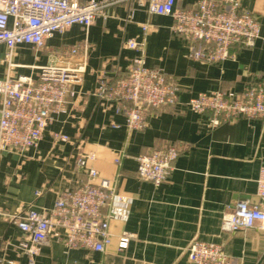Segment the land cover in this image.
<instances>
[{
	"label": "crops",
	"instance_id": "crops-1",
	"mask_svg": "<svg viewBox=\"0 0 264 264\" xmlns=\"http://www.w3.org/2000/svg\"><path fill=\"white\" fill-rule=\"evenodd\" d=\"M86 1V0H80ZM195 0H181L190 6ZM259 22L252 46L234 45L219 62L192 59L187 42L170 29L172 17L148 13L135 4H114L106 18L96 17L84 27L74 23L62 33L51 32L41 50L21 45L14 63H46L53 50L87 39L89 47L81 82L68 100L67 111L55 115L36 147L0 154V264H29L19 248L22 231L9 215L26 207H50L67 187L87 179L77 157L94 152L90 165L113 180L127 196L115 201L110 220L112 241L102 251L66 248L49 237L39 244L35 264H191L186 247L192 239L220 243L235 264H264V228L231 233L220 230L221 216L244 199L257 204L256 177L264 165V118L237 117L208 127V114L195 113L185 103L201 91H241L264 84V0H242ZM149 24L145 60L173 79L178 100L172 109H152L147 125L129 130L123 114L93 91L99 73H125L135 51L128 38H141V23ZM6 47L0 44V80L6 75ZM11 74H31L24 67ZM67 134V141L54 134ZM173 144L178 156L169 176L159 185L137 176V155L156 146ZM120 155V163L114 158ZM40 194H36V191ZM133 233L128 246L118 249L117 237Z\"/></svg>",
	"mask_w": 264,
	"mask_h": 264
},
{
	"label": "built area",
	"instance_id": "built-area-1",
	"mask_svg": "<svg viewBox=\"0 0 264 264\" xmlns=\"http://www.w3.org/2000/svg\"><path fill=\"white\" fill-rule=\"evenodd\" d=\"M181 0H0V44L6 47L3 61L6 75L0 80V154L23 152L36 147L46 126L55 115L67 111L68 100L81 82L88 51L87 39L53 50L46 63H14L17 47L26 45L41 50L51 32L62 33L74 23L89 26L96 17L106 18L114 4H135L148 13L172 17L170 29L187 42L192 59L219 62L230 55L234 45L252 46L260 26L242 0H195L182 6ZM150 26L141 23V38H128L124 45L135 51L125 73L107 76L99 73L93 93L121 113L129 130L147 125L152 109L176 107L178 91L172 78L160 67L145 60V39ZM24 67L31 74H11V68ZM186 107L198 114H208V127H215L237 117L264 118V84L255 82L241 91L215 89L191 96ZM67 141V134H54ZM178 156L176 145L156 146L137 155V176L161 184L171 173ZM94 152L80 155L77 166L87 179L65 188L50 207H26L9 215L23 235L19 248L34 263L39 244L49 237L66 248L83 247L102 251L111 243L110 220L115 201L124 203L127 196L116 191L111 178L102 176L89 164ZM120 163V155L114 158ZM40 194V191H36ZM257 204L244 199L233 203L221 216L220 230L231 233L249 227L264 228V165L256 177ZM133 233L123 231L117 237L118 249L128 246ZM191 264H235L220 243L192 239L187 247Z\"/></svg>",
	"mask_w": 264,
	"mask_h": 264
}]
</instances>
